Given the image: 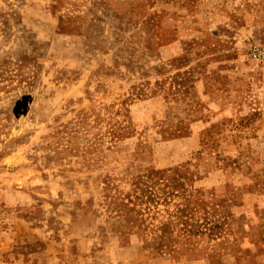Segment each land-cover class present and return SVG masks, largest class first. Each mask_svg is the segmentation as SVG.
<instances>
[{"label":"rangeland","instance_id":"rangeland-1","mask_svg":"<svg viewBox=\"0 0 264 264\" xmlns=\"http://www.w3.org/2000/svg\"><path fill=\"white\" fill-rule=\"evenodd\" d=\"M264 0H0V264H264Z\"/></svg>","mask_w":264,"mask_h":264},{"label":"built area","instance_id":"built-area-1","mask_svg":"<svg viewBox=\"0 0 264 264\" xmlns=\"http://www.w3.org/2000/svg\"><path fill=\"white\" fill-rule=\"evenodd\" d=\"M250 56L253 60L264 63V48H253Z\"/></svg>","mask_w":264,"mask_h":264}]
</instances>
